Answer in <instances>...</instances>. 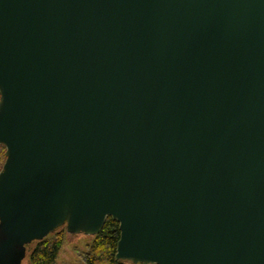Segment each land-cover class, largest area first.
Returning a JSON list of instances; mask_svg holds the SVG:
<instances>
[{
	"label": "water",
	"instance_id": "water-1",
	"mask_svg": "<svg viewBox=\"0 0 264 264\" xmlns=\"http://www.w3.org/2000/svg\"><path fill=\"white\" fill-rule=\"evenodd\" d=\"M0 145V264H264V0H0Z\"/></svg>",
	"mask_w": 264,
	"mask_h": 264
},
{
	"label": "trees",
	"instance_id": "trees-1",
	"mask_svg": "<svg viewBox=\"0 0 264 264\" xmlns=\"http://www.w3.org/2000/svg\"><path fill=\"white\" fill-rule=\"evenodd\" d=\"M5 147L0 145V169L5 161ZM62 227V226H60ZM65 227L53 231L38 240L30 250L32 264H57L59 251L64 243ZM91 239L84 250L78 249L80 264H131L115 257L117 241L120 237L119 223L111 216L98 234L90 235ZM144 264V263H138Z\"/></svg>",
	"mask_w": 264,
	"mask_h": 264
},
{
	"label": "rangeland",
	"instance_id": "rangeland-1",
	"mask_svg": "<svg viewBox=\"0 0 264 264\" xmlns=\"http://www.w3.org/2000/svg\"><path fill=\"white\" fill-rule=\"evenodd\" d=\"M62 227L56 228L55 231ZM90 239V235L71 234L66 232L64 243L58 254L57 264H80L78 249L84 250ZM36 242L37 241H33L31 247L34 246Z\"/></svg>",
	"mask_w": 264,
	"mask_h": 264
},
{
	"label": "flooded vegetation",
	"instance_id": "flooded-vegetation-1",
	"mask_svg": "<svg viewBox=\"0 0 264 264\" xmlns=\"http://www.w3.org/2000/svg\"><path fill=\"white\" fill-rule=\"evenodd\" d=\"M67 232V231H66ZM69 233V232H68ZM71 234H76V233H71ZM77 234H82V233H77ZM85 235V234H84ZM33 241H38V240H33ZM33 241H31L30 243H28L26 245V253L24 258L22 259L20 264H32V261L30 260V250H31V245L33 243Z\"/></svg>",
	"mask_w": 264,
	"mask_h": 264
}]
</instances>
